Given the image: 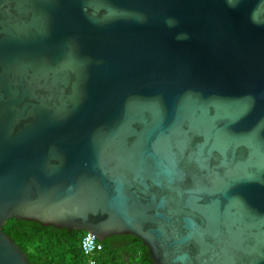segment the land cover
Returning a JSON list of instances; mask_svg holds the SVG:
<instances>
[{
    "label": "water",
    "instance_id": "water-1",
    "mask_svg": "<svg viewBox=\"0 0 264 264\" xmlns=\"http://www.w3.org/2000/svg\"><path fill=\"white\" fill-rule=\"evenodd\" d=\"M13 218L264 264V0H0V264H30Z\"/></svg>",
    "mask_w": 264,
    "mask_h": 264
},
{
    "label": "trees",
    "instance_id": "trees-1",
    "mask_svg": "<svg viewBox=\"0 0 264 264\" xmlns=\"http://www.w3.org/2000/svg\"><path fill=\"white\" fill-rule=\"evenodd\" d=\"M3 230L27 254L30 264H155L148 247L132 234L101 241L103 249L87 256L82 249L86 230L45 226L37 221L10 219Z\"/></svg>",
    "mask_w": 264,
    "mask_h": 264
},
{
    "label": "built area",
    "instance_id": "built-area-1",
    "mask_svg": "<svg viewBox=\"0 0 264 264\" xmlns=\"http://www.w3.org/2000/svg\"><path fill=\"white\" fill-rule=\"evenodd\" d=\"M81 244H82L83 252L87 256H92L94 253L101 251L104 247L102 242L98 239V237L93 234L91 236L90 233H88L83 237ZM90 264H95V260L91 259Z\"/></svg>",
    "mask_w": 264,
    "mask_h": 264
},
{
    "label": "flooded vegetation",
    "instance_id": "flooded-vegetation-1",
    "mask_svg": "<svg viewBox=\"0 0 264 264\" xmlns=\"http://www.w3.org/2000/svg\"><path fill=\"white\" fill-rule=\"evenodd\" d=\"M118 235V234H117ZM113 236H115V235H113ZM111 237V236H110ZM108 238V237H107ZM106 239V238H105ZM104 241V240H103Z\"/></svg>",
    "mask_w": 264,
    "mask_h": 264
}]
</instances>
